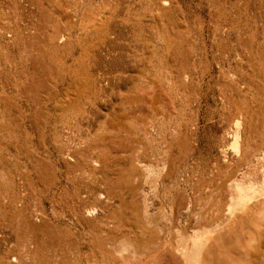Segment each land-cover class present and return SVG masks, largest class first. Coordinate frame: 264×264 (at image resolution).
<instances>
[{"label": "rangeland", "instance_id": "374dc122", "mask_svg": "<svg viewBox=\"0 0 264 264\" xmlns=\"http://www.w3.org/2000/svg\"><path fill=\"white\" fill-rule=\"evenodd\" d=\"M263 111L264 0H0V264H102L77 196L133 166L176 212ZM22 212L55 236L19 239Z\"/></svg>", "mask_w": 264, "mask_h": 264}, {"label": "bare ground", "instance_id": "6f19581e", "mask_svg": "<svg viewBox=\"0 0 264 264\" xmlns=\"http://www.w3.org/2000/svg\"><path fill=\"white\" fill-rule=\"evenodd\" d=\"M261 119L259 129L255 123L241 129L235 120L225 154L236 162L224 161L220 173L199 185L176 212L150 208L160 182L138 180L133 166L125 171L124 182L112 184L113 190H102L105 183L96 181L99 191L92 199H74L82 205L81 211L74 210L75 221L85 224L82 243L92 246L102 264H264V115ZM180 211L185 214L182 226L177 221ZM42 216L17 213V226L24 229L17 237L36 241L41 233L51 238L54 234Z\"/></svg>", "mask_w": 264, "mask_h": 264}]
</instances>
